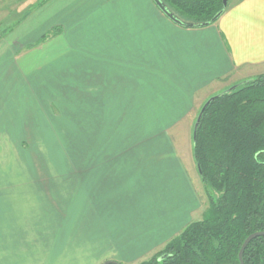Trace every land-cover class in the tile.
Instances as JSON below:
<instances>
[{
	"label": "crops",
	"instance_id": "0c3cea01",
	"mask_svg": "<svg viewBox=\"0 0 264 264\" xmlns=\"http://www.w3.org/2000/svg\"><path fill=\"white\" fill-rule=\"evenodd\" d=\"M80 1L50 0L36 8L50 12V16L46 14L49 24L37 30L36 35L28 31L29 15L35 10L29 8L34 4L22 13L11 11L6 16V28L11 31L0 40V264H58L61 259L64 264L66 260L83 264V254L101 256L106 258L104 261L113 260L115 255L145 257L193 220L194 189L186 184L175 185L174 181L168 182L171 187H165L166 181L161 179L156 166L145 165L140 155L126 154L121 148L100 158L90 153L91 160L97 159L95 165L105 162V172H110V166L114 169L115 165H122L120 182L93 180L90 200L84 201L81 183L74 184L68 197L53 200L46 197L51 192L46 188V169H36L28 163L35 160L33 154L15 150L20 144L18 138L11 134L6 138L3 124H34L36 110L46 114V80H50V75L57 74L53 78L63 81L59 88L63 93L64 82L73 80L77 89L75 103L91 105L93 114L102 102L100 110L106 113L105 124H109L113 112L119 113L121 109L124 113L130 106V98L136 95L126 89L127 81L143 87L154 81L156 88L164 87L162 94L172 100L175 106L172 110L188 113V109H183L185 97L195 94L181 90L197 92L205 88L207 95H217L264 75V0L232 1L216 23L201 30L164 25L163 15L154 8L147 10L146 0H110L118 12L123 11L126 21L109 26L100 19V13L110 11L109 3L88 0L83 7ZM14 14L19 17L26 14V18L19 22L16 16L15 21ZM9 17L14 20H8ZM86 24L90 25L85 35L81 28ZM25 26L27 30H23ZM55 26H61V34L48 42L74 33L73 55L66 52L47 58L46 41L31 47ZM186 38L192 44L201 38L198 49L196 44L191 46L196 54L202 49H214L213 57H220L226 64L223 71L213 77L200 75L197 66H202V62L195 65L182 60L179 42ZM168 49L171 52L165 55L164 50ZM147 50L158 51L159 57L150 60ZM144 89L140 90L143 91L140 96H146ZM139 139L137 144H163L162 138L154 137L151 142ZM80 171L82 168L73 172ZM133 191L134 195H130ZM151 213L155 220L148 219Z\"/></svg>",
	"mask_w": 264,
	"mask_h": 264
},
{
	"label": "rangeland",
	"instance_id": "374dc122",
	"mask_svg": "<svg viewBox=\"0 0 264 264\" xmlns=\"http://www.w3.org/2000/svg\"><path fill=\"white\" fill-rule=\"evenodd\" d=\"M37 1L38 0H2L0 4V22L3 23V26H6L5 21L7 20L6 16L8 12L14 11L22 13L28 6ZM105 1L109 3L110 11H107L106 14H102L100 12L103 11H100V19L105 21L109 26L122 25V20L126 21L123 16V11L118 12L115 4L112 5L110 0ZM87 2L88 0L80 1V3L84 4L83 7L87 5ZM231 3L232 2H229L227 6L232 5ZM141 6L144 8L142 4ZM145 6L147 10L150 8L156 9L151 0H146ZM48 11L49 10L46 12V8L32 11L29 15L28 31L33 33L40 28L42 29L45 24H49L50 20L46 16V14L50 16V12L48 13ZM14 15L16 21V18L19 16H17L18 14ZM10 19L14 20V18L9 17L8 20ZM18 19H20V17ZM82 20L85 21L86 19L82 18ZM163 21L164 25L170 24L177 26L164 16ZM85 23L83 24L85 25ZM84 25L81 29H83L82 33L86 35V28L89 27L90 24H86V27ZM23 26L24 24L20 27V30ZM47 27L48 26H46V29ZM178 27L182 30L185 29L180 26ZM26 28L27 26H25L23 30H27ZM201 29L202 28H196L193 30ZM51 31L52 29L47 33ZM36 34L37 32L34 35ZM73 36L74 33H70L67 34L65 38L56 39L52 42L48 41L54 37L47 40L46 57L48 58L51 55L57 56L58 54H65L66 52L73 55L75 52L73 48L74 39H72L75 37ZM196 40L197 41L193 42V44H196V49H198L201 38H197ZM190 42H192L190 38H186L182 43L179 42L180 49L178 53L182 60L195 65L202 62L203 67L201 65L197 66L200 75H209L213 77L223 71L226 64L220 57H217V59L213 57L216 55L214 49L211 51L210 49H202L201 53L196 54L195 51H191V46L193 44ZM186 49H189V52ZM164 51L165 55L171 52L169 49ZM147 52L148 57L151 58L150 60L152 61H155L154 58L159 57V54H156V52H158L156 50H147ZM167 56L169 57L170 55ZM167 56L166 58L168 59ZM162 57L164 56L162 55ZM156 61H159V59ZM148 69L150 68L148 67ZM118 71L121 72L120 70ZM56 75L57 74H54V76ZM54 76L52 74L50 75V80H46V99L44 104L46 114L43 113V111L39 113L36 110L34 112V124H3V133L6 138H8L10 134L13 138H18L20 144L18 148L15 146V150L21 154H33L35 160L28 163L33 164L36 169H46V188L51 190L50 193H46V197L50 196L52 200L53 198L60 199V197H68L75 188L74 184L78 185L81 183L83 186L84 201L90 200V187L92 186L93 180H104L106 182L107 180L111 181L115 179L116 182H120V180H122L121 174L123 173L122 165H115L114 169L113 167L111 169L110 166V172H105L107 171L105 162L103 164H97L98 166L95 165L97 159L91 160L90 153L93 152L98 154V158H100V155L105 156V154H111L115 152L117 148H121V152L126 154L132 153L140 155L141 162L144 160L145 165H150L152 163L154 167L156 166L159 169L158 173L161 179L166 181H164L165 187H171V184L168 186V182L172 183L174 181L175 185H178L176 183H179L181 186L186 184L191 190L194 189L196 205L192 218L194 221L203 218L208 210V198L205 194L204 186L201 183L198 169L192 158V136L193 127L202 105H204L208 99L216 95H207L205 88L197 92L183 89L181 92L187 91L195 95H193V97H185V100L179 97V100L182 99L185 101L183 109H188V113L184 111L179 112L178 110L175 112L172 110L175 108V106L171 104L172 100L162 94V89L164 87L161 86L159 88L157 86L156 88L154 86V81L151 84L148 83L147 87H143L138 82L133 83L127 81L125 84L126 89L128 88L130 90L128 91L131 95L133 93L136 95L130 98V106L124 113L121 109H119V113L113 112V118H110L109 124H105L103 120H106V113H102V110H100V108H103L100 105L102 102L99 103L96 107L97 111H95V109V113L93 114L92 111L90 112L92 108L91 105L75 103L76 98L74 97V93L77 92V89L74 86L75 82L73 80L64 82L65 92L63 93V91L59 89L63 81L60 82L57 77L56 79L53 78ZM117 80L118 79H115L114 81L116 88L118 86ZM143 88H145L144 91L146 92V96L142 94L141 96L139 95V93H143V91H140L143 90ZM154 89H156V91L152 93ZM229 89L230 88H228V90ZM87 91L90 92V89ZM114 100L117 101L115 97ZM142 100H145L146 103L144 104ZM186 101L189 102V104L187 103L188 105ZM109 107L112 109L114 108V106ZM154 137L162 138L163 144H137L140 140L139 138H141V142H151ZM4 148H7V146L4 145ZM75 154L79 155L76 156ZM135 158L139 160L137 156H135ZM133 162L136 161L133 160ZM80 168H82V171H80L81 173L73 172L75 169L78 170ZM59 185L61 186L59 187ZM131 187L136 188L133 185H131ZM65 189L70 192L66 194ZM60 190H62V193H60ZM120 190H122V188H120ZM100 193L101 191L98 195H100ZM129 193L130 195H134V191ZM156 200L158 201L157 207H160L161 202H159V198L157 197ZM51 204L55 206V202L51 201ZM154 204H156V202H154ZM151 215L152 216L149 215L150 218L148 219L155 220L156 216L153 213H151ZM70 221L71 219L69 223ZM163 248L164 246L158 247L157 250H151L148 252L147 256L140 258L115 255L112 261H117V263L120 264H140L152 258ZM74 254V252H71V255ZM81 257L83 259V264H102L106 259L101 256L86 257L85 254ZM62 261L63 259H61L58 264H64ZM73 263L74 260L71 263L66 260L65 264Z\"/></svg>",
	"mask_w": 264,
	"mask_h": 264
},
{
	"label": "trees",
	"instance_id": "16d2710c",
	"mask_svg": "<svg viewBox=\"0 0 264 264\" xmlns=\"http://www.w3.org/2000/svg\"><path fill=\"white\" fill-rule=\"evenodd\" d=\"M49 1L38 0L31 8ZM159 1L178 20L193 24L209 23L228 7L223 8L224 0ZM0 26L2 40L11 30ZM61 31L55 26L31 47ZM235 86L208 104L192 136V158L208 210L140 264H239L244 240L264 232V75ZM243 264H264V237L248 244Z\"/></svg>",
	"mask_w": 264,
	"mask_h": 264
},
{
	"label": "water",
	"instance_id": "95a60500",
	"mask_svg": "<svg viewBox=\"0 0 264 264\" xmlns=\"http://www.w3.org/2000/svg\"><path fill=\"white\" fill-rule=\"evenodd\" d=\"M152 3L155 5V7L162 13V15L164 17H166L169 21H171L173 24L177 25V26H180L182 28H185V29H196V28H205L211 24H213L214 22H216L220 16L223 14L221 12H219L218 14H216L209 23H201V24H193V23H185V22H181L180 20H178L176 17L173 16V14H171L166 8L165 6L159 1V0H151ZM227 7V0H224L223 2V8L225 9ZM236 86H233L232 88H230V90H234ZM218 96H213L211 97L210 99H208L205 104L203 105V107L201 108L197 118H196V121H195V124H194V127H193V138H194V135H195V131L198 127V124H199V121L201 119V116L205 110V108L208 106V104L210 102H212L213 100H215ZM259 237H264V232H257V233H254V234H251L250 236H248L244 242L242 243L241 247H240V250L238 252V261H239V264H243V253H244V250L246 249V247L248 246V244L256 239V238H259ZM102 264H119L117 263L116 261H112V260H107V261H104Z\"/></svg>",
	"mask_w": 264,
	"mask_h": 264
}]
</instances>
